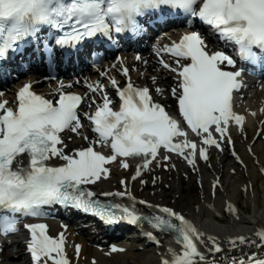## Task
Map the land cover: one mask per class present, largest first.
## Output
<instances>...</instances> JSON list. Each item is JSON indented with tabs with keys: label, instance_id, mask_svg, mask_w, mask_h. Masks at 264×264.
Segmentation results:
<instances>
[{
	"label": "snow or ice",
	"instance_id": "1",
	"mask_svg": "<svg viewBox=\"0 0 264 264\" xmlns=\"http://www.w3.org/2000/svg\"><path fill=\"white\" fill-rule=\"evenodd\" d=\"M164 6L209 26L222 42L237 47L242 61L264 62V0H0V60L19 50L22 42L39 41L45 29L57 33L54 43L59 48H74L86 38L97 36L112 39L113 32L138 34L144 30L141 20ZM45 48L52 51L47 44ZM207 49L205 39L192 31L156 51L161 66L176 73L177 84L171 88V95L177 101L182 121L155 102L148 87L135 85L130 77L124 87L116 79L110 81L120 100L119 110L113 109L102 84L88 85L103 95L95 112L84 114L96 139L71 154L64 150L61 133L70 130L80 135L83 124L78 110L82 96L60 91L53 102L25 84L16 94L14 108L8 106V101L0 102V235L17 233L21 218H39L46 214V206L60 205L91 213L108 224L147 223L154 231L143 234L158 246L161 240L157 232L173 234L181 247L177 251L169 246L168 255L161 258L160 264H221L207 255L225 251L219 239L197 228L183 213L137 200L123 179V191L101 195L127 197L128 204L103 203L86 187L109 177L107 164L119 159L120 166L127 169L128 158L140 157L142 163L132 176L135 180L149 170L162 149L197 170V157L208 161L209 148L223 151L227 142L234 158L243 163L230 131L233 125L241 133L244 131L246 117L234 110V93L245 87L241 80L243 69L225 70L222 65L234 67L235 60L223 51L210 53ZM164 54L173 57V62L168 63ZM121 71L128 77L126 66ZM156 91L162 93L163 89ZM190 134L197 139H190ZM260 134H264V128ZM96 145L110 147L112 154L105 156L95 150ZM248 151H252L251 146ZM25 155L27 164L19 159ZM54 158L64 163L52 166L49 162ZM170 159L171 155L163 156L164 161ZM221 186L217 178L213 194ZM137 204L153 212L145 215ZM228 210L236 211L230 203ZM23 227L29 233L26 250L32 264H70L63 231L57 236L49 235L45 223H25ZM255 235L258 242L238 235L231 237L229 243L234 250L246 244L264 248V229ZM81 247L75 246L77 258ZM123 251L111 247V253ZM227 259L228 264H264V257L256 252Z\"/></svg>",
	"mask_w": 264,
	"mask_h": 264
},
{
	"label": "bare ground",
	"instance_id": "2",
	"mask_svg": "<svg viewBox=\"0 0 264 264\" xmlns=\"http://www.w3.org/2000/svg\"><path fill=\"white\" fill-rule=\"evenodd\" d=\"M159 77L160 80L154 85L164 89L163 83H170L171 76H168L167 73H162ZM148 81L151 80L148 78L146 82L148 83ZM262 90H264V87ZM5 95L8 96L7 93ZM263 97L264 93L262 91L255 93L253 99L256 105L262 102ZM159 98L167 100L163 92L159 95ZM171 101V99H168L169 103ZM263 116L264 112L256 113L254 116L249 114L248 129L245 131L248 139L242 142L235 141V149L243 163L238 162L230 153L228 158L222 152L217 155L209 152V162L197 157L196 174H198L201 180L200 185L202 186L199 200L193 206L191 204L183 206L177 202L170 206L176 211L183 213L186 218L190 219L197 228L206 234L215 235L220 242L224 238H227L229 242V239L235 237V234L254 239L256 237H252L253 233L251 231L264 227V171H262L264 169V140L253 139L252 137L259 128L260 120L264 118ZM251 142H253V154L250 156L243 150V145H248ZM130 164L132 165L129 170L121 167L120 163L116 164L117 168L110 172V177L102 183L105 184L107 192L123 191L124 186L120 183L123 179L127 183L128 190L137 199L147 200L152 204H164L162 202L164 198H161V194L157 191L163 189L161 186L163 179L161 174L163 172L158 169V166L151 165L149 168L151 172L149 170L144 171L140 177L132 180V176L135 175L138 166H135L132 162ZM237 169H241L243 172H239ZM154 178L155 184L153 183ZM217 178L220 179L222 186L216 189L215 194H213L212 186ZM141 181H145V183H141ZM146 182H148L149 192L151 191L152 194L147 193ZM241 196H243L242 206L237 201ZM124 199L128 200L127 197H124ZM229 203L236 211L230 212L228 210ZM77 231L79 234L74 235ZM139 232L141 234V242H145V244L134 243L132 247L131 242H125L122 243V248L125 251L107 254L97 250L92 245H88L89 234H85V231H79L78 228L73 229L70 231L65 244V248L68 246L70 264H93V259H95V264H135L137 261L140 264H160L158 256L162 254L164 249L166 250L168 244L166 241L168 239L166 238L164 241L166 242L164 247L159 248L158 245L147 239L143 234L145 231ZM75 244L82 246L79 258H77ZM13 246L3 253V264H27V259H25V255L21 251L22 248H20V241L15 240ZM240 248L244 249L243 247ZM249 248L253 249L254 247ZM138 249L142 250L144 254H149L148 257H145V260H141L144 254L139 255L135 252ZM221 254H216V257L220 258ZM167 255L168 253L163 257Z\"/></svg>",
	"mask_w": 264,
	"mask_h": 264
},
{
	"label": "rangeland",
	"instance_id": "3",
	"mask_svg": "<svg viewBox=\"0 0 264 264\" xmlns=\"http://www.w3.org/2000/svg\"><path fill=\"white\" fill-rule=\"evenodd\" d=\"M243 172V170L239 171ZM166 179L163 180L161 183V186L163 189L157 190L161 194V198L163 197L164 199L162 201H167L171 205H174L176 202L178 204H181L183 206H193L200 197V193L202 189L198 186L195 185L191 177L187 174L185 171H180V172H172L170 171L165 172L163 175ZM165 185H168L169 188L164 190ZM150 189L147 190V193L152 194ZM259 192V189H258ZM158 198V197H157ZM239 205H243V196L237 199ZM248 207V205H246ZM134 244V243H133ZM132 244V247H133ZM137 254L142 255L144 254L143 252H140L139 250H135ZM149 254L145 253L142 257L141 260H145V257H148ZM156 263V262H155ZM135 264H140L138 261Z\"/></svg>",
	"mask_w": 264,
	"mask_h": 264
}]
</instances>
